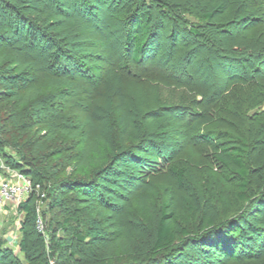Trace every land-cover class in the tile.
I'll return each instance as SVG.
<instances>
[{
  "label": "rangeland",
  "instance_id": "374dc122",
  "mask_svg": "<svg viewBox=\"0 0 264 264\" xmlns=\"http://www.w3.org/2000/svg\"><path fill=\"white\" fill-rule=\"evenodd\" d=\"M46 1L48 0L40 2L45 3ZM60 1L63 2L61 6L64 10L66 9L67 13L88 20L93 26L92 30H73L63 26L61 22L52 20L48 15L44 17L33 15L26 9L27 6L19 5L16 0H0L1 7L4 8L8 4L16 6L19 11L16 14L27 13L30 19L37 22L40 29L53 34L52 39L49 36L45 39L40 35L32 42L28 39L31 29L26 26L25 30L20 21L14 22L12 28L8 27L1 31L12 44L0 45V55L7 54L8 59L6 63L0 65V90H17L24 84H37L42 86L43 92L31 112V107L24 106L18 109L13 101L0 99V139L4 143L3 154L0 156L5 164L12 168L7 160L12 157L15 162L22 161L18 147L23 148L27 154L25 159L29 164H35L43 170L45 186L41 187V192H48V197L39 198L37 201V212L44 223L42 230L38 228L35 218L27 215L21 208L23 202L18 206L14 204L4 206L0 214V251L1 249L3 252L11 251L20 264H45L43 260L34 259L37 254L33 255L30 260L21 251L20 243L24 235L23 229H25L29 232L33 244L40 242L41 237L44 239L46 263L57 264L58 249L52 242V234L57 230L56 238L63 239L68 256L58 263L68 264L66 260H71L70 251L77 246V241L72 236L74 229L81 230L82 233L88 230L95 232L96 238H100L103 234L105 236L110 234L101 218L75 202L72 193L60 191L57 187L63 179L90 180L93 178L101 180L103 197L109 202L111 200L117 206L115 209H123L129 202L133 204L132 224L143 230L140 242L141 253H139L142 254L149 248L153 240L154 225L160 213L161 196L157 191L149 194L148 211H143L135 204L134 192L141 187V183L136 180L140 175L138 165L126 159L118 162L115 171L108 175H106L107 171H101L97 167L75 169L72 166L83 143L88 139V130L82 129L77 136L71 133L76 130L78 132V124L89 111L91 99L100 91L103 74L108 68H114L123 75L127 110L132 122L139 127L140 133L142 134L152 125L155 137L167 143L166 150L172 153L173 162H179L186 169L187 177L185 186L182 188L171 181L173 175L166 170L168 165L161 160L159 163H152L159 169V174L152 178L153 183L173 185L176 189V201L172 209L180 215L183 208V196L189 195L197 201V204L203 205L208 201V195L211 194L214 201L210 204V211L212 213L216 210L221 218L236 216L246 211V207L251 204L241 202L233 194L232 183L234 181L233 179H230L231 183L225 181V176L229 175V172L212 159L210 142L196 137L197 123L195 122L198 121V117L191 112H204V114L213 116L212 125L219 129H229L232 125L231 117L221 109L224 107L223 104L221 107L208 104V98L203 92L208 93L216 89L220 91L221 88V93L224 92V94L221 95L220 101L223 100L221 103L224 104L247 100V93L250 92L248 88L239 83L230 85V79L223 69L224 66L220 64L216 56L220 52V47L226 48L232 41H235L234 46L246 45L237 48L241 56L247 54V52L243 53L246 50L256 53L263 50L264 0H245L240 8H230L214 16L213 23L217 25V29H214L217 33L213 35L218 44L206 42L203 37L186 31V28L191 25L200 30L213 29L202 17L207 12L208 0H151L150 11L153 22H158V34L150 42L154 43L155 39L159 41L161 51L157 57L162 58L161 64H164L163 67L166 68V71L162 72L164 75L153 70L155 65L151 61L154 59L148 61V57H145L142 64L135 63L132 60V47L126 46L127 33L132 24L126 20L125 8L128 3L137 7L139 2H143L142 0H103L101 3L97 0H90L92 4L97 3V5L83 7L82 12L79 10L82 7L81 3L85 0ZM163 1L176 6L178 10L181 9L178 17L171 6V10L161 11ZM75 4L79 6L75 8ZM53 6L58 10L55 3ZM143 8L142 11H147L149 7ZM173 24L174 30H172ZM246 30L248 34H245ZM172 31L176 37L173 46L171 45ZM34 43L36 45H33ZM60 46L70 49L77 60L86 64L88 73L87 75L73 73L71 79L74 85L72 87H63L53 91L48 89L47 81L51 76H58V73L55 68L49 66L57 56V48ZM147 46L149 48L145 51L146 53L152 45L148 43ZM17 47H20V50ZM187 52H192L189 54L191 58L185 56ZM20 58L39 60V65L35 69L19 71L13 65ZM199 87L203 89V95ZM236 98L239 101H236ZM255 111H258V107L252 106L249 109L250 114L256 113ZM22 114L29 116L21 123V126L24 125L26 128L20 129L22 132L16 134L13 132V124L16 122V116ZM48 118L58 125V135L52 140L43 139L45 136L43 130L47 126ZM251 159L252 188L255 195H260L264 192L263 141L253 144ZM5 171L0 172L9 176L10 173ZM133 177L135 179H132ZM262 208L264 211V206ZM263 211L258 216L252 214L249 218L257 225L258 222L263 223ZM68 217L76 221L69 223L66 229H59L58 225H61ZM197 222H199L198 219ZM89 240L90 238L82 245L90 253L91 260L95 261V257L100 255L101 242L92 241L93 239L90 242ZM139 253L133 257L122 254L116 258L115 262L116 264H129L140 261L142 255Z\"/></svg>",
  "mask_w": 264,
  "mask_h": 264
},
{
  "label": "trees",
  "instance_id": "16d2710c",
  "mask_svg": "<svg viewBox=\"0 0 264 264\" xmlns=\"http://www.w3.org/2000/svg\"><path fill=\"white\" fill-rule=\"evenodd\" d=\"M16 1L19 5L27 6L26 9L33 15L43 17L48 15L52 20L61 22L63 26L73 30H92L93 26L88 20L67 13L66 9L64 10L61 6L63 2L60 0H54L56 2L48 0L45 3H41L42 0ZM97 1L99 3L103 2V0ZM142 1L139 2L140 4L137 7L128 3L125 8L126 20L129 24H132L127 33L126 46L132 47V60L137 64H142L145 57H148V61L154 59L151 61L155 65L153 70L160 74L166 71V68L163 67L164 64H161L160 61L162 58L157 57L161 51V46L158 44L157 39L154 43L150 42L158 34V22L152 20L151 0ZM163 2L165 6L162 5L161 11L167 12L171 6V9H174L173 11L177 15L176 17H178L181 9L178 10L179 8H176V6ZM244 2L245 0H208L207 12L202 17L213 29L210 31L200 30L191 25L186 28V31L195 36L203 37L206 42H216L213 35V33H217V25L213 23L214 16L222 14L230 8H240ZM53 3L56 4L58 10L55 9ZM96 5L92 4L90 0H85L81 3L82 7L80 6L79 11L82 12L83 7H95ZM78 6L75 4V8ZM145 6L149 7L148 10L142 11ZM17 9L16 6L10 4L4 8L0 6V41H4L0 42V45L12 44L7 40L4 32L1 33V31L8 27L12 28L14 22L18 23V21L22 23L21 26L24 29L26 26L31 29L28 39L32 42L40 35L45 39L48 36L51 39L53 38V34L40 29L37 22L30 19L27 13L16 14ZM172 30H174V24ZM245 34H248L247 30ZM171 35V45L173 46L176 37L174 33ZM233 42L235 41L229 42L230 45L228 43L229 46L226 48L220 47V52H218L216 58L224 66L223 69L230 79V85L239 83V85L248 88L247 90L250 92L247 93V100L239 101L236 98L239 103L226 102L224 104L221 103L223 100L220 101L221 95L224 94V92L221 93V88L220 91L216 89L207 93L199 87L200 93L203 92L204 96L206 95L205 97L208 98V104L216 107H221V104H223L224 107L221 109L231 117L232 125L229 129H219L212 125L213 116L207 113L204 114V112H191V114L193 113L195 117H198V121L195 122L197 123L195 126L197 132L194 131L196 137L210 142L212 159L229 172V175L225 176V181L231 183L230 179H233V194L241 202L251 205L246 207V211L239 215L221 218L216 210L212 213L210 211V204L214 201L211 194L208 195V201L203 202V205L197 204V201H194L191 196L185 195L183 196L182 213L177 214L172 209L175 206L176 189L173 185H156L153 183L152 178L159 174V169L157 165L152 163L156 164L161 160L165 165H168L166 170L173 175L171 181L182 188L185 186L184 183L187 177L186 169L179 162H173L172 153L166 150L167 143H163L157 136L155 137L156 134L153 133L152 125L145 130L143 129L142 134L140 133L139 127L132 122L127 110L123 90V75L114 68H108L103 74L100 91L91 99L89 111L78 124V132L76 130V132L71 133L73 136H77L82 129L88 130V139L83 143L72 166L75 169H93L97 167L101 171H107L106 175H108L110 172L115 171L118 162L129 159L130 162L138 165V171L140 172L136 180L141 183V187L134 192L135 204L143 211H148L150 207L149 194L157 191L161 196L160 213L154 225L153 240L149 248L140 254L143 230L132 224V203L129 202L123 209H115L117 206L111 200L109 202L103 197L102 182L96 180V178L90 180L63 179L57 186L58 190L72 193L73 200L86 207L93 215L101 218L110 231L107 236L103 234L100 238H96L95 232L88 230L82 233L81 230L74 229L72 236L77 241V246L73 251H70L69 257H71V260H66V263L116 264V258L120 255L126 254L133 257L140 252L139 255H142L140 261L129 264H232L234 262L238 264H260L262 262L264 264V222H258L257 225L254 220L249 218L252 214L258 216L263 211L262 207L264 206V192L255 195L251 183L253 144L259 141L264 142V44L263 50L258 53L246 50L243 53L247 52V54L241 56L238 54L237 48L246 45L234 46ZM148 43L152 46L146 53L145 51L149 48ZM216 44L218 43L216 42ZM17 49L20 50V47H17ZM191 53L187 52L185 56L191 58L189 55ZM7 61V54L0 55V65ZM38 65L39 60L20 58L14 62L13 66L17 67L19 71H27L35 69ZM49 67L55 68L58 73V76H51L47 81L48 89L53 91L63 87H72L74 85L71 79L73 73H81V75H87L88 73V66L77 60L70 49L68 50L65 46L57 48V56ZM162 75L164 74L162 73ZM42 92L43 88L40 85L24 84L22 88L20 87L17 90H0V99L13 101L18 109L24 106L31 107V112L35 107V103L40 99ZM252 106L258 107V111L250 114L249 109ZM23 112L29 113L27 111ZM28 117L24 114L16 116V122L13 124L14 133H21L20 129L26 128L24 125L21 126V123ZM47 122V126L43 130L45 134L43 139H55L58 135V125L49 118ZM18 149L23 162H15L12 157H9L8 163L11 164L13 169H19L30 177L35 185L40 184L44 188L45 175L43 170L35 164H29L25 159L27 157L25 150L20 147ZM3 150L4 143L0 139V154H3ZM46 197H48V192ZM39 198L40 196L35 191L21 204V208L25 213L33 216L36 221L38 219L37 201ZM251 207L253 208L251 209ZM262 216L264 218V214ZM197 219L199 222H197ZM74 221H76L74 218L68 217L63 220L61 225H58V228L61 230L66 229L69 223ZM23 234L20 247L27 259L31 260L33 255L37 254L34 259L43 260L45 264H49V262L46 263L47 260L44 256V239L41 237L40 242L33 244L29 232L23 229ZM56 235L57 230L52 234V242L54 247L58 249L56 256L59 262L68 256L63 239H57ZM88 238H90V242L98 240L101 242L100 255L95 257V261L91 260L90 253L82 245V243L88 241ZM91 239L93 240L91 241ZM58 262L57 264H62V262ZM0 264L20 263L11 251L6 250L3 252L1 249Z\"/></svg>",
  "mask_w": 264,
  "mask_h": 264
},
{
  "label": "built area",
  "instance_id": "2783aa9c",
  "mask_svg": "<svg viewBox=\"0 0 264 264\" xmlns=\"http://www.w3.org/2000/svg\"><path fill=\"white\" fill-rule=\"evenodd\" d=\"M6 170L10 175L0 172V214L7 204L19 205L26 201L33 192H37L40 198H45L46 193L41 192L40 184H34L32 179L21 171L15 170L5 164L0 156V171ZM37 226L40 230L44 228L43 219L38 214Z\"/></svg>",
  "mask_w": 264,
  "mask_h": 264
}]
</instances>
